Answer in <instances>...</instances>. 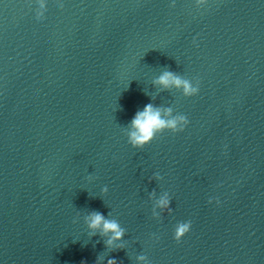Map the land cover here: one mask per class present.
I'll return each mask as SVG.
<instances>
[{
  "label": "clouds",
  "instance_id": "obj_1",
  "mask_svg": "<svg viewBox=\"0 0 264 264\" xmlns=\"http://www.w3.org/2000/svg\"><path fill=\"white\" fill-rule=\"evenodd\" d=\"M38 8L36 9V18H44L46 11L45 0H37ZM197 7L203 6L208 3V0H195ZM171 6H175L174 2ZM153 86L158 87L160 91L176 89L182 92V95L186 98L196 96L200 90V82L197 78L195 83L192 80L181 76L180 74L171 70H163L156 78L152 81ZM174 110L172 107L155 106L152 103H148L144 106L143 110H138L135 113L134 118L130 124L123 127L124 135L127 137V142L134 149H143L146 145L150 144L153 140L165 132L172 134H178L185 130L190 123L188 117L184 114H173ZM89 181L94 179L91 175L87 177ZM156 180L163 179L159 173L155 174ZM102 194H107L108 187L104 186L101 189ZM156 197V190L153 189L149 193V199ZM209 203H212L210 198ZM171 197L167 191L162 196L155 200V204L152 206V217L160 220L162 214L167 212L169 215L173 209L170 207ZM216 203L219 205V198H216ZM160 209V211H157ZM109 217L111 213L109 212ZM80 217L77 213V217L73 220L76 223ZM84 222L89 229V235L94 236L99 233L101 237H107L105 245L107 248L115 251L124 247L123 243L117 244V241H121L125 235V229L121 226L119 221L115 218H106L104 214L99 211H89L84 216ZM192 221H181L178 222L173 230V239L180 243L183 237L188 234L191 230ZM155 239H159L155 237ZM104 256L100 255L97 257L95 264H101ZM137 260L144 262L147 261L151 264L148 257L144 254L138 255ZM107 264H117L115 259H109Z\"/></svg>",
  "mask_w": 264,
  "mask_h": 264
}]
</instances>
